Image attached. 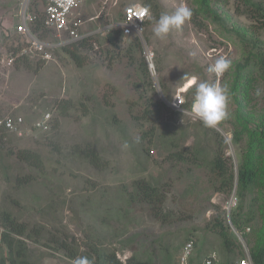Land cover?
<instances>
[{
	"label": "rangeland",
	"instance_id": "rangeland-1",
	"mask_svg": "<svg viewBox=\"0 0 264 264\" xmlns=\"http://www.w3.org/2000/svg\"><path fill=\"white\" fill-rule=\"evenodd\" d=\"M153 1L159 5L158 17L151 12L143 36L153 53L155 75L150 78L142 70L138 41H120L116 53L100 35L88 41L90 47L78 50L81 66L54 50L48 63L33 60L26 67L18 61L6 68L2 59L23 38L16 32L18 0H0V119L21 117L24 128L22 136L6 132L0 140V209L29 230L42 231L38 242H26L30 260L38 264H72L74 259L53 249L54 238L65 240L78 256L97 244L122 261L132 255L144 260L155 256L157 262L169 259L180 264L181 249L191 241V264L209 256L220 264L224 260L220 236L212 225L220 215L230 227V211L235 207L229 214L226 209L235 191L220 193L211 172L210 161L223 150L216 133L226 141L225 156L236 165L239 149L230 143L240 129L236 119L252 115L256 120L264 113V84L254 75L246 101L229 95L228 122L216 129L186 116L184 108L183 113L173 109L171 99L180 93L185 102L190 101L195 85L184 86L193 76L229 91L235 69L257 49L264 50V26L239 0L225 4L216 0L211 6L215 18L202 13L197 0ZM249 1L264 7V0ZM136 4L144 6L145 0H83V18L97 17L84 25V32L97 31L118 19L124 7ZM181 5L192 9L191 19L166 40L157 39L155 19ZM42 9L41 3L33 4V10ZM38 36L52 38L46 32ZM137 43L139 49L133 48ZM220 57L231 61L223 76L209 71ZM43 113L50 114L51 128L45 133L32 130ZM137 136L139 143H135ZM125 141L128 150L121 148ZM245 142L246 137L241 149ZM89 149L103 166L88 163L84 154ZM22 150L38 154L39 167L22 162L17 157ZM138 180L161 190L163 212L169 214L165 223L156 220L144 204L135 200L133 206L128 204ZM250 199L243 200L245 213ZM251 206L255 219L245 227L249 232L241 231L244 244L234 238L239 248L233 258H239L244 248L249 250L261 231L257 207Z\"/></svg>",
	"mask_w": 264,
	"mask_h": 264
},
{
	"label": "trees",
	"instance_id": "trees-1",
	"mask_svg": "<svg viewBox=\"0 0 264 264\" xmlns=\"http://www.w3.org/2000/svg\"><path fill=\"white\" fill-rule=\"evenodd\" d=\"M216 0H197L198 9L202 13H206L209 16L216 17L217 13L212 9V4ZM228 0L218 1L225 4ZM246 9V12H250L253 16L261 22L264 26V7L260 3H250L249 0H239ZM150 8L154 15H158L159 5L153 0H145V5ZM158 17V16H157ZM156 17V18H157ZM119 33L113 31L109 33L105 39V42L110 49L119 53ZM137 41V40H136ZM139 45V43H137ZM133 45V48L139 49L140 45ZM90 47V44L86 42L72 45L71 47H65L62 52L69 56L78 66L83 64L82 59L78 55L79 49ZM23 45H17L11 48V53L16 54ZM131 47L127 50L129 51ZM141 49V48H140ZM141 51V50H140ZM19 60H16V63ZM23 65L26 67L31 66L30 61L22 59ZM37 70V69H35ZM142 70L145 77H148V72L144 61L142 62ZM258 77L264 84V50L257 49L256 52L251 53L245 59L243 65L238 66L233 72V79L230 83L229 95L236 101H246L251 90V83ZM138 90V86L136 87ZM151 90V88H150ZM195 89L189 92L192 96L190 101H186L184 107L190 105L193 101ZM137 119L138 117H134ZM239 131L235 130L230 143L237 147L239 150L236 152L237 163L234 165L231 158L225 156L224 147H226L225 139L216 133L217 142L219 147L223 150H218L210 161L211 172L215 175L216 181L219 183L218 191L222 194L230 195L232 191L235 192L236 203L233 210L230 211V222L232 226L238 231H242L246 226L250 225L255 219V211L252 210V206L257 207V216L261 220L262 227L257 235L256 241L253 246L249 248V254L252 264H264V113L258 116V118L247 115L243 118H237ZM228 122V119L224 120ZM214 131V129H211ZM5 130L0 129V140L4 137ZM246 137L244 148L241 149V142ZM88 163L94 167H101L104 162L100 161L99 157L89 149L84 154ZM179 158L183 155H178ZM17 157L24 163H28L35 167H39L41 164L39 155L32 153L28 150H22L17 153ZM135 187L133 186L132 195L130 196L128 204L134 205L136 203L144 204L149 210L151 215L159 220L160 223H165L168 219V213L163 212V196L158 188L148 182L137 181ZM246 197H251L248 210L243 212V200ZM0 226L3 231L0 233V264H38L36 261L30 260L29 250L27 249L26 242L33 241L38 242L40 233L42 231L34 229L29 230L25 225L19 222V220L12 215V213L0 209ZM212 229L220 236L222 247L225 251V257L221 264H235V260L239 258H233L235 250L239 248L235 243L236 238L230 227H226L221 220V216L217 215L214 218ZM249 228V227H248ZM51 242L55 244L54 250L62 252L69 259H75L79 254L74 249H70L66 241L60 242L58 238L51 239ZM45 246V245H43ZM82 256H88L93 260V264H171V260H163L157 262L155 256L149 259H139L135 255L126 258L123 262L118 258L114 251H105L98 248L95 244L89 245L87 251L81 253ZM80 255V256H81ZM191 264V261H190ZM220 264V263H219Z\"/></svg>",
	"mask_w": 264,
	"mask_h": 264
},
{
	"label": "built area",
	"instance_id": "built-area-1",
	"mask_svg": "<svg viewBox=\"0 0 264 264\" xmlns=\"http://www.w3.org/2000/svg\"><path fill=\"white\" fill-rule=\"evenodd\" d=\"M37 2L42 5L43 9L41 13L43 15V25L46 31L52 35L50 40L40 39L39 36L30 29V26L36 22L37 19L35 10H33V4ZM82 4L83 0H19L20 23L16 31L23 37L25 46L18 51L17 54L10 53L9 56L2 59L1 63H3L6 68L12 67L19 58L46 63L53 59L52 52L54 49L69 46L87 38H92L96 34L106 36L113 31H117L119 33V41L134 39L140 43L144 63L150 76L153 77L155 75L153 53L143 40L149 16L140 14L141 8L145 6L139 4L126 6L122 9L121 16L118 19L111 21L97 31L84 32V21L80 13ZM93 20V18L89 19V21ZM179 94L173 97L171 102V107L177 111H181L184 105V99H182ZM183 112L189 115L187 111ZM191 117L197 119L194 116ZM48 119L49 115L46 114L43 122H37L36 127L41 130H46L47 126L44 122L48 121ZM22 122L23 120L20 117L7 115L0 119V129L22 136ZM235 205L236 201L233 196H231L226 210L229 212ZM233 230L238 239L242 242L240 233L235 229ZM248 231L249 228L246 229V232ZM191 245V243L186 244L182 250L181 261L183 264L188 260ZM201 264H218V262L212 257L205 259ZM236 264H252L247 249L244 248V257L239 259Z\"/></svg>",
	"mask_w": 264,
	"mask_h": 264
},
{
	"label": "clouds",
	"instance_id": "clouds-1",
	"mask_svg": "<svg viewBox=\"0 0 264 264\" xmlns=\"http://www.w3.org/2000/svg\"><path fill=\"white\" fill-rule=\"evenodd\" d=\"M18 5H19V0H18ZM80 13H81V9H80ZM35 14L37 16V19H36V23L32 24L30 26L31 31L36 33L37 35H41V34L44 35L45 32H46V34H51L48 31H46V29H45V27L43 25V15H42L41 11L35 10ZM140 14L141 15H147V16L151 17V10H150L149 7L145 6V7L141 8ZM18 15H19V6H18ZM192 15H193V11L187 5H181V6L177 7L175 9V11L172 14H170V15L167 14V13L161 14L158 19H155V22H154V26H153V34H154V36L157 39L166 40L168 38V35H169V33L171 31H173V30H175L177 32L181 31L183 26H184V24L191 19ZM81 18L84 21V25L87 22H95V20H97V17H92L94 19L93 21H89V19H91V18H88L87 20H85L83 18L82 13H81ZM19 20H20V16H19ZM110 22H108V23H110ZM19 23H20V21L18 22V25H19ZM107 24H105V25H107ZM83 28H84V26H83ZM101 28H99V29H101ZM88 32H91V31H88ZM97 35H99V34H96V36ZM107 35L103 36L101 38H103V40L105 41ZM89 40H91V38H87V39H84L83 41L73 43V44H71L69 46H63V47H60V48H57V49H54V50L62 51V49L65 48V47H71L72 45H77L78 43H81V42L88 43ZM22 41H23V43L20 44V45H23V47H24L25 46V41L23 39H22ZM20 50H18V51H20ZM18 51H17V53H18ZM9 54H8V56H9ZM22 59H24V58H19L17 60L20 61ZM29 61H31V60H29ZM39 62H35V63H39ZM41 63H45V62H41ZM46 63H48V62H46ZM14 64H16V61H15ZM230 68H231V61L229 59H227V58L220 57V58L215 60L214 64L209 68V71L212 72V73H215L217 76H223V74L225 72H227ZM147 72H148V70H147ZM148 75L151 78L149 72H148ZM192 85H195V93H194L193 101H192V103L190 105H188L186 107H184V105H185V101H184L183 108L186 109V110H183V111H187V113L189 115L194 116L195 118H197V119H194V120L195 121L199 120L205 127L215 128L216 129L217 126H219L224 120H226L228 118L227 108H228V103H229V91H228L227 87L226 86H221V85H218V84H210V83H208L207 81H204V80H198V78L195 77V76L191 77V79L188 80L187 84L184 87H185V89H187L188 87H190ZM172 99H171V102H172ZM46 114L49 115L48 121L44 122L45 125L47 126V129L46 130H41V129L36 127V123L37 122H43L44 116ZM183 114H185V113H183ZM185 115L189 116L187 114H185ZM14 117H16V116H14ZM50 122H51L50 114L49 113H43V114H41V116L39 118H37L33 122L32 130L38 131V132H41V133L48 132L49 129L51 128ZM23 129L24 128L21 129L22 132H23ZM7 133H13V132H7ZM14 134L17 135L16 133H14ZM139 142H140V137L137 136L135 138V143H139ZM121 148H122V150H128L130 148V144L127 141H125L121 145ZM234 199L236 201L235 197H234ZM236 205H237V203H236ZM227 214H229V212H227ZM229 226H230L234 236L236 237L237 241L241 244L243 242V239H242V242L238 239V237L236 236V234L234 233V230H233L235 228L232 226L230 220H229ZM246 229L247 228H245V232H246ZM235 230L238 233H240L241 238H242L243 233L238 231L237 229H235ZM249 231H250V228H249ZM188 243H191L192 245H191L190 255H189L188 260L186 261L185 264H190V261L192 259L191 252H192V248H193V243L191 241H189ZM188 243H186V244H188ZM185 245L182 247L181 252H180V256H179V263L180 264H183L182 261H181V256H182V250L185 247ZM249 256H250V254H249ZM212 257H214L216 259L215 256H209V257H207L205 259L212 258ZM242 257H244V252H243V256ZM205 259H203V261ZM216 261L219 264V261L217 259H216ZM201 263H199V264H201ZM72 264H93V260L90 259L88 256H78V257H76L73 260Z\"/></svg>",
	"mask_w": 264,
	"mask_h": 264
}]
</instances>
